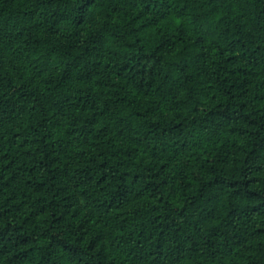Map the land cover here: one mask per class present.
I'll return each instance as SVG.
<instances>
[{
	"label": "trees",
	"instance_id": "obj_1",
	"mask_svg": "<svg viewBox=\"0 0 264 264\" xmlns=\"http://www.w3.org/2000/svg\"><path fill=\"white\" fill-rule=\"evenodd\" d=\"M0 264H264V0H0Z\"/></svg>",
	"mask_w": 264,
	"mask_h": 264
}]
</instances>
